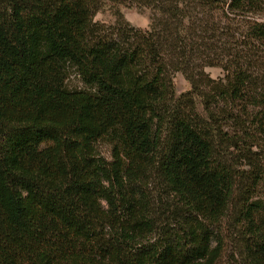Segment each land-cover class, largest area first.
Instances as JSON below:
<instances>
[{"label": "trees", "instance_id": "1", "mask_svg": "<svg viewBox=\"0 0 264 264\" xmlns=\"http://www.w3.org/2000/svg\"><path fill=\"white\" fill-rule=\"evenodd\" d=\"M224 219L264 264V0H0V264H219Z\"/></svg>", "mask_w": 264, "mask_h": 264}, {"label": "rangeland", "instance_id": "2", "mask_svg": "<svg viewBox=\"0 0 264 264\" xmlns=\"http://www.w3.org/2000/svg\"><path fill=\"white\" fill-rule=\"evenodd\" d=\"M121 12L123 18L128 21L132 26L140 29H147L149 23V12L148 11H141L138 12L135 9H128L122 6L117 7ZM114 8L110 5H106L102 8L100 12H98L93 20L97 22H102L106 24H112L115 21L114 16ZM147 22V23H146ZM205 71L210 75L211 78L215 79L217 77H221L222 73L219 69L216 68H206ZM66 85L68 88H79L81 84L79 83L77 77L74 75L73 72L69 75L68 79L66 80ZM173 86H174V95L178 97L180 94L188 91L190 89V84L183 78V76L179 73H176L173 77ZM197 109L200 110V106L197 102ZM95 147L101 157L105 160H110V153H111V145L106 140H100L95 143ZM221 230V236L224 238L225 243V253L222 261L219 264H229L230 261L227 258V255L230 253L229 248V239L233 236V228L232 226L227 227V219L223 220ZM229 260V261H228Z\"/></svg>", "mask_w": 264, "mask_h": 264}, {"label": "clouds", "instance_id": "3", "mask_svg": "<svg viewBox=\"0 0 264 264\" xmlns=\"http://www.w3.org/2000/svg\"><path fill=\"white\" fill-rule=\"evenodd\" d=\"M147 23V22H146Z\"/></svg>", "mask_w": 264, "mask_h": 264}]
</instances>
